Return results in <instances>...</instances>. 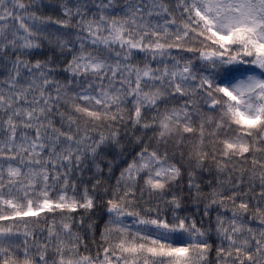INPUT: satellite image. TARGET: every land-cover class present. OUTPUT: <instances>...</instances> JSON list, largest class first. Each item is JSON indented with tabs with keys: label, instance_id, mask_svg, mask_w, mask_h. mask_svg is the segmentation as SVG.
<instances>
[{
	"label": "snow or ice",
	"instance_id": "6c2138e0",
	"mask_svg": "<svg viewBox=\"0 0 264 264\" xmlns=\"http://www.w3.org/2000/svg\"><path fill=\"white\" fill-rule=\"evenodd\" d=\"M0 264H264V0H0Z\"/></svg>",
	"mask_w": 264,
	"mask_h": 264
}]
</instances>
